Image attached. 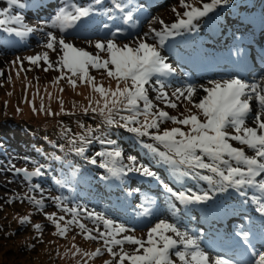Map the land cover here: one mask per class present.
<instances>
[{"label":"snow or ice","instance_id":"1","mask_svg":"<svg viewBox=\"0 0 264 264\" xmlns=\"http://www.w3.org/2000/svg\"><path fill=\"white\" fill-rule=\"evenodd\" d=\"M228 3L229 0H210L201 7H194L186 0H180V7L185 10L181 14L175 8L172 9L176 16L174 22L165 23L160 19L159 30L150 28L142 35L137 33L130 43H117L123 33L121 27L112 30L108 24H103L106 30L104 38L96 40L94 44L88 41L96 49L93 54L85 47L67 41L66 35L78 36L81 31L87 32L95 16L113 20L114 12L124 25L135 24L133 9L138 7L137 4L130 3V0H107L105 6L106 0H87L85 3L62 0L61 6L48 20L30 26L25 16L16 11L30 5L24 0H6L7 6L0 9V33L12 40L19 38L20 41L41 33L45 38L41 47L46 49L24 58L17 57L9 63H19L23 70V60H27L34 66L42 67L45 73L49 70L58 72L54 84L66 80L75 89L79 80L81 84L86 83L93 93L99 94L100 99L95 100V106L90 100L89 106L83 111L84 114L91 111L93 118L101 117V123L95 128L80 125L83 129L80 134L69 135L71 130L65 129L64 136L70 145L69 150L77 156H85L92 145L99 144V149L95 150L91 158H85L89 164L103 170L100 179L122 180L130 174H139L155 180L167 197L169 219H158L152 226H147L145 236L138 238L135 234H128L135 233L136 229L117 223L108 218L106 213L80 204L70 205L61 196H45V189L33 182L34 178L40 180L46 177L47 169L38 162L33 171L9 165L7 170L14 177H22L27 184V192L24 195H11L4 199V203H29L52 223L55 228L53 235L64 238L75 226L85 240L102 242V247L92 252H81L79 247L73 245V255L95 259L106 252L112 259L105 260L103 264H264V239L261 248L257 249L252 243L251 227L242 225L232 233L236 247L242 250L244 256V259H233L210 256L201 247L199 235L181 221V216L191 210L190 206L211 212L216 207L217 194L234 192L242 203L255 206L264 231V81H246L232 76L209 80L206 85L187 84L177 87L170 96L165 91L167 85L161 79V76L168 77L176 72L162 55L161 49H167L171 39L183 31L195 30L202 18L208 17L218 6ZM31 7L39 10L43 7L42 0H33ZM139 7L142 9V6ZM93 31L98 33L100 26ZM50 52L55 54V61L50 59ZM102 53L106 54V58ZM90 69L98 72L103 70L102 75L115 81V89L96 83ZM0 75L3 73L0 72ZM149 84L153 85L156 92L155 101L162 102L165 108L176 109L178 102L183 100L186 102L184 112L170 115L164 108H160L149 98V89L146 87ZM60 91L63 92V89ZM201 91L203 95L198 96ZM197 96L198 101L194 99ZM25 102L28 103L27 100ZM62 105L63 101L61 112ZM32 111L37 112L34 103ZM39 111H45L43 103ZM167 122L175 126L162 128ZM113 128H122L129 134L132 142L144 151L149 162L145 163L136 155L125 157L123 148L111 137ZM232 142L239 146H233ZM63 147L60 145L61 149ZM246 149L254 154H246ZM24 159L29 162L31 158ZM69 169V174L62 180H56L61 187H70L73 181L79 179L78 170L72 165H69ZM156 169H165L172 181L181 186L180 189L164 182ZM140 191L139 188L131 189L124 195L138 196ZM33 192L39 193V198L30 195ZM250 192L255 194L250 197ZM46 200H50L64 215L45 212ZM154 203L153 199L145 197L138 205L137 214L150 222V218L155 215L151 208ZM31 215L22 216L19 219L20 225L29 224ZM69 216L71 218H67ZM84 219L90 221L94 228H89L83 222ZM32 226L42 236V225L35 223ZM36 239L40 240L41 237ZM125 245L132 246L133 250H125ZM82 264H87V260H83Z\"/></svg>","mask_w":264,"mask_h":264},{"label":"rangeland","instance_id":"2","mask_svg":"<svg viewBox=\"0 0 264 264\" xmlns=\"http://www.w3.org/2000/svg\"><path fill=\"white\" fill-rule=\"evenodd\" d=\"M30 1L32 0H24L25 3H29ZM149 1L151 0H130V3L138 5L137 8L133 9L134 15L136 16V22L135 24H132V26L127 25L124 27L123 32L129 33L130 35L119 37L117 43H130L136 37L137 33L142 35L143 32L149 31L150 28H156L159 30L161 25L158 23V21L160 19H163L165 23L174 22L176 20V16L172 12L173 8H175L177 12H180L181 14L185 10L180 7V0H162L154 3L152 7L148 5ZM79 2L85 3L87 0H79ZM186 2L194 7H201L203 3L210 2V0H186ZM231 2L232 1L229 0L227 5L218 6V8L213 13L209 14L208 17L202 18L200 20L195 30L191 32L183 31L181 35L171 39L167 49H161L162 55H164L167 61L171 63L176 69V72L173 74L175 78L171 80L170 83L166 82V77L161 76V79L164 81V83L171 89V91H168L170 96L177 87L186 86L187 84L199 86L201 84L206 85L209 80H220L222 78L227 79V74H225L224 70H221L219 75L216 73L212 77L203 78V83H187L186 81H183L184 78L189 77V74H193V71H195V68H197L198 65L207 66L209 71L220 70L226 65H221L219 59H229L228 54L237 51V49L241 51L244 58H247L246 50H243V48H246L249 43L248 41H243V44L240 46V48H235V45H231L232 47L230 52L227 54L217 52L207 46V41L219 24V21L217 20H222L224 16L225 10L221 9V6L229 7ZM61 3V0H55L54 4L48 6V9L41 8V12H43L44 15L46 14L51 17L58 10L59 6H61ZM0 4H2L1 6L3 7L7 6L6 0H1ZM105 6H107V0ZM139 6H142V9ZM17 10L25 16V20L30 26L36 25L38 21H46L50 18L49 17L46 20H41L36 16L35 12L27 13L24 12L23 9H16V11ZM53 10L54 13L51 12ZM113 15L115 17V22L120 23L118 14L114 12ZM99 17H101V23L108 20L107 17ZM255 17H257V15H255ZM251 25L252 27H257L258 20L255 18L253 24L251 23ZM110 26L113 27L114 30L117 27L113 25ZM47 30L48 29H45V31ZM53 31L58 32V30ZM223 33L224 30L221 29L216 32V34L220 35ZM105 35L106 32L103 31H99L96 35H94L93 32L87 31V34H80L78 36L67 34L65 38L67 41L74 43L76 46L85 47L86 50L95 54L96 49L94 46H90L88 41H92L94 44L96 40L103 39ZM31 37L37 38L36 40L38 41L32 49L29 48L32 45L30 43L33 41L32 38L26 46H11V41L8 39L9 37L6 34L0 33V72L3 73V75H0V127L3 129L2 134L8 135L12 142L25 146L27 140L32 134V130H34L39 135L44 136L43 139L40 140V143L42 147L46 148L47 150L57 151L59 149V152L64 153L66 156H71V158L74 159L77 157L83 158L85 156L91 158L95 150L99 149L100 145L94 144L88 149V151L85 153V156H77L74 152L69 150L70 145L64 136V131L65 129H70L71 131L69 135L80 134L83 131L80 125H84L85 128L89 126L95 128L97 124L101 123V117L96 116L93 118L91 111H89L87 114H84L83 111L84 108L89 106L90 100L92 101L93 106H95V100L100 99L99 94L93 93V91L89 92L90 87L86 89L84 86L79 87V80H77V87L75 89L72 88L66 80H60L58 83L54 84V78L59 75L54 70H49L47 73H45L42 70V67L33 65V67L36 68L34 69V72H27V70H21L19 63L15 65L10 64L9 62L15 60L17 57L24 58L46 50L41 47L45 41V38L41 33H36L31 35ZM241 38L242 37L238 35V38L234 39L235 42L233 43H241ZM228 40H232V38H229ZM149 42L152 43L153 41L149 40ZM255 52L264 54V41H260V48H257ZM49 54L50 59L55 61V54L51 52ZM101 55L106 58L105 53H102ZM258 57L261 59L260 56ZM26 64L30 65L27 60H23V67ZM41 65L43 66V62H41ZM17 73H19V75H17ZM30 75L34 76L35 78H37L38 75L39 79H37V81H39V84L34 82L32 87H29L24 79ZM9 77H11V79H9ZM175 79H180V81L176 84ZM28 80L31 81L30 78H28ZM254 80L257 82L264 81V73L260 79ZM96 83H110L111 85L114 84L113 80H110L108 77L100 80L96 79ZM60 89H63V92H61ZM49 94H51V98H49ZM148 95L150 98L156 95V92L153 90V93L151 94L148 91ZM199 95H203L202 91L198 93V96ZM198 96L194 97V99H197V101ZM25 100H27L28 103H26ZM61 101H63V112H61ZM33 103L37 109V112L35 113L32 111ZM41 103H43L45 111H39ZM101 103H103V101H101ZM185 104L186 102L182 100L181 106L173 109L176 112L174 115H179L180 113L184 112ZM188 107H191V105H188ZM17 109H19V111H17ZM192 111L195 112L197 110L192 109ZM48 112L52 114L49 115L47 114ZM173 126L175 125L169 123L166 125V128H171ZM103 130L104 129L102 128V131ZM118 132L119 128L111 129V137ZM129 139H131V137H129ZM232 143L233 146H239L236 144V142ZM60 145H63L64 147L61 149ZM17 152L19 151L17 150ZM246 154L253 155L254 153L246 149ZM6 165V172L2 173L3 171H0V207H2V210H0V264H78V262L79 264H82L83 260H87V264H103L99 261L101 257L89 259L88 257H82L80 254L75 256L73 255V252H75L73 245L79 247L81 252H92L97 248L96 246L90 248L87 245H83L82 241L75 237V234L79 233V229L75 226L71 228V233L68 232L67 236L62 238L57 235H53L55 228L48 224L52 223L46 220L44 214L37 212L36 209L29 203H20L19 201H16L11 205L4 203V199L8 198L9 196L17 193L21 194L22 185L27 191V184L22 180V177H14L11 171L7 170L9 165L21 167L19 163L12 161ZM24 167L28 166L23 164V167L21 168ZM0 170H2V168H0ZM166 175L167 174L161 177L164 182H166V179L171 180V178L167 177ZM8 177L15 178V182L8 183ZM151 181L154 186L160 188L155 180L151 179ZM33 182L39 183L42 188L45 189V196H50L49 192L52 186L47 184V179H35ZM172 186L177 190L180 189L177 187L180 186L179 184L172 183ZM142 194L143 196L150 197L155 201V203L152 205L157 207V211H155V213L159 215L158 219H160L164 213L167 214V197L162 193L161 188L159 192L148 196L145 195L144 192ZM232 194H234V192L217 194L216 206H221L224 203H219L217 201L224 199L226 195ZM253 194L255 193L250 192L249 196ZM30 195H35L37 198H39V193L37 192L30 193ZM236 200H239L240 203H242L241 199L236 198ZM75 201H73L71 198L69 200V204H77V201ZM178 207L183 208L182 205H178ZM190 207L191 210L187 212V215L181 216V221H188V223L191 225L190 230L199 235L200 241L211 238L210 232L201 229L199 224H201L200 218L203 217L206 219L207 217L211 216L212 211L206 212L198 206ZM249 207H253V204L250 203ZM89 209L95 210L97 212H103L105 210L103 206H96V208L90 207ZM45 212H56L58 216L64 215L63 212H60L58 209L53 207V204L50 200L45 201ZM137 212L138 209L135 212V216L138 215ZM29 213L32 214L31 222L27 225L21 226L19 219L24 215H28ZM107 215L111 219H117L112 214ZM133 217L134 216H132V218ZM138 217L139 219H143L139 215ZM67 218L71 217L69 216ZM162 218L169 219V215H163ZM247 219L249 220V218ZM83 222L89 228H94V225L87 219H84ZM155 222L156 221L152 222V224ZM236 222L237 219L230 215L227 218L221 217L220 225L217 226L218 230H213L222 236L227 226L232 225L228 228V230L232 229L233 232L237 231L239 230V227L236 226ZM35 223H40L42 225V236L41 233L34 230L32 225ZM138 224H141L143 228L147 227L143 225V221ZM152 224L150 226H152ZM20 228H23L22 234H17ZM128 234H130V232ZM36 237H41V239L37 240ZM73 237H75V239H73ZM231 237L229 240H231ZM32 245H34V247H32ZM125 247V250L131 252L129 250L131 246L125 245Z\"/></svg>","mask_w":264,"mask_h":264},{"label":"clouds","instance_id":"3","mask_svg":"<svg viewBox=\"0 0 264 264\" xmlns=\"http://www.w3.org/2000/svg\"><path fill=\"white\" fill-rule=\"evenodd\" d=\"M154 1H156V0H151V1H149L148 2V5H151V3L152 2H154ZM232 2H231V5L229 6V7H223V8H221V9H223V10H225V13H224V16H223V18L224 17H226V14H230V10H231V6L234 8L235 6L234 5H237V4H240L241 3V0H231ZM233 3H234V5H233ZM251 20H255V18L256 17H254V16H252L251 15ZM222 18V19H223ZM227 19H229L228 17H226ZM256 20H257V18H256ZM217 21H219V23L222 21V20H217ZM218 36H221L220 34H217ZM235 37L236 36H231V38H232V40H229L228 42H229V45H227V48L228 49H231V45H235L236 47L235 48H237V44L238 43H233V42H235ZM242 38H241V40H240V42L244 39V36H241ZM223 41H225V40H223ZM225 44V43H224ZM240 44V43H239ZM225 48V47H224ZM224 48H221L222 50H224ZM226 48V49H227ZM239 48V47H238ZM220 49V50H221ZM234 49V48H233ZM174 62V61H173ZM179 65V64H178ZM226 65V64H225ZM199 66L200 65H198L197 66V68H195V71L193 72V74H189V78L190 79H193V83H203L204 82V79L202 78L201 80H199V81H195V77L198 75V76H202L203 74H204V78H207V77H212V76H214V75H212L211 74V72H205V71H203V70H199ZM213 72V71H212ZM200 74V75H199ZM172 76H173V78H172ZM175 77H174V75H171V76H168V77H166V80H169L170 79V82H171V80H173ZM176 80V79H175ZM180 81V79H178V80H176L175 82H176V84L178 83ZM183 81H185V78L183 79ZM168 89H170V88H168ZM171 90V89H170ZM179 107V106H178ZM173 110V109H172ZM174 111V110H173ZM174 113H175V111H174ZM169 123H171V122H167V123H165L164 125H167V124H169ZM163 128V127H162ZM117 136H118V133L117 134H115V135H113V138L115 137V138H117ZM129 152L132 154V155H136V156H138V158L139 159H141V160H144L145 161V163H148L149 161L147 160V158L145 157V155H144V152H142V150L139 148V147H137V148H134V149H129ZM162 170V169H161ZM164 175H162V177H163ZM166 182L167 183H169V184H171L172 185V181L171 180H169V179H166ZM159 190H160V188H159ZM229 197H233L234 195H228ZM251 197V196H250ZM236 198H238V199H241L238 195H237V197ZM237 201H239V200H237ZM240 202V201H239ZM216 208V207H215ZM217 221H218V224L220 225V222H221V218H219V219H217ZM222 225V224H221ZM230 227V225L229 226H227V228L224 230L226 233L228 232V231H230V229L228 230V228ZM211 229H216V230H218L217 229V227H215V225H212L211 227H210V229L209 230H211Z\"/></svg>","mask_w":264,"mask_h":264},{"label":"bare ground","instance_id":"4","mask_svg":"<svg viewBox=\"0 0 264 264\" xmlns=\"http://www.w3.org/2000/svg\"><path fill=\"white\" fill-rule=\"evenodd\" d=\"M26 1H28V0H26ZM33 1V0H32ZM18 11V10H17ZM30 13H34V12H30ZM37 14V16H41L42 14H43V12H40V13H36ZM127 36V35H126ZM32 39H33V41H31L30 43L32 44L31 45V47H29L30 49H32L35 45H36V43L38 42L36 39L37 38H34V37H32ZM264 72V71H263ZM200 75V74H199ZM261 73H260V71H257L256 73H255V76H257L258 78H261ZM202 78H204V74L202 75V76H196L195 77V81H199V80H201ZM185 81L187 82V83H191V82H193V79H190L189 77L188 78H185ZM132 213V212H131ZM239 219H242V218H239ZM249 225H247V226H249V227H251L252 228V232H254L255 233V240L257 241V242H259L260 243V246H258V247H260L261 248V242H262V239H264V231H262V229H261V221H257L255 218L254 219H251L250 221H249ZM186 225V227L188 228V229H190V224H188V223H186L185 224ZM212 236H211V241L208 243V244H205L204 242H202L201 241V247L203 248V249H206L208 252H212L210 249H208V248H216V249H220L221 248V246H223V244H225L227 241H228V238H226V237H224V238H219V237H215L214 236V234L211 232L210 233ZM258 234H260V235H258ZM240 259H244V258H240Z\"/></svg>","mask_w":264,"mask_h":264},{"label":"trees","instance_id":"5","mask_svg":"<svg viewBox=\"0 0 264 264\" xmlns=\"http://www.w3.org/2000/svg\"><path fill=\"white\" fill-rule=\"evenodd\" d=\"M258 1H260V0H256V2H258ZM243 3V0H241V3L240 4H242ZM238 10L239 11H242L243 12V14H246V13H248L249 11L248 10H245V9H242V8H238ZM261 14H262V16L264 17V12H261ZM223 20H224V24H225V26L227 27V32H226V34H224V36H225V38L226 39H229V37H231L233 34H237V33H243V34H248L249 32H251L252 31V29H250V30H245V29H243V27L242 26H240V25H236V24H234V23H231L230 22V20L229 19H225V17L223 18ZM226 21V22H225ZM245 21H246V23L248 24V19H247V17H245ZM237 31V32H236ZM227 35H228V37H227ZM259 37H264V30L262 31H260V33H259ZM225 45H229V42L227 41V43H225V44H223V46L225 47ZM2 132H3V129L0 127V137H2V138H6L5 136H8V135H6V134H2ZM31 132V131H30ZM43 137L44 136H42V135H39L38 133H36L34 130H32V134L30 135V137H29V139H28V143L29 144H31V145H33V146H36L37 147V149H38V152H45V151H42L41 149H43V148H41V143H40V140L41 139H43ZM1 139V138H0ZM84 163H87V164H89L88 163V160L85 158V159H83L82 160ZM90 166H93V165H91V164H89ZM92 194H95V193H92ZM22 231H23V228H20V230L18 231V233L17 234H22Z\"/></svg>","mask_w":264,"mask_h":264}]
</instances>
